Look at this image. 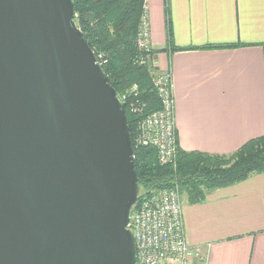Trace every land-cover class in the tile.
<instances>
[{"label":"water","instance_id":"water-1","mask_svg":"<svg viewBox=\"0 0 264 264\" xmlns=\"http://www.w3.org/2000/svg\"><path fill=\"white\" fill-rule=\"evenodd\" d=\"M124 105L72 0H0V264H135Z\"/></svg>","mask_w":264,"mask_h":264},{"label":"crops","instance_id":"crops-1","mask_svg":"<svg viewBox=\"0 0 264 264\" xmlns=\"http://www.w3.org/2000/svg\"><path fill=\"white\" fill-rule=\"evenodd\" d=\"M143 13L150 60L171 72L177 150L229 154L263 135L264 0H144ZM182 200L206 264H264V171Z\"/></svg>","mask_w":264,"mask_h":264},{"label":"trees","instance_id":"trees-1","mask_svg":"<svg viewBox=\"0 0 264 264\" xmlns=\"http://www.w3.org/2000/svg\"><path fill=\"white\" fill-rule=\"evenodd\" d=\"M72 1L74 20L89 47L94 53H107L108 60L101 69L116 95L136 84L139 103L143 104V113L137 114L129 107L132 96L121 102L137 174L138 198L133 207L157 189L175 185L188 203H200L211 190L264 171V134L229 154L178 149L175 166L159 163L157 151L151 146L135 148L139 120L143 114L161 107L147 64L136 61L139 51L135 38L144 0Z\"/></svg>","mask_w":264,"mask_h":264},{"label":"built area","instance_id":"built-area-1","mask_svg":"<svg viewBox=\"0 0 264 264\" xmlns=\"http://www.w3.org/2000/svg\"><path fill=\"white\" fill-rule=\"evenodd\" d=\"M135 42L139 51L136 61L148 64L151 48L145 13L140 17ZM94 56L100 67L108 60L104 51H97ZM154 70L156 73L152 74L151 80L161 107L143 114L138 122L134 147L151 146L157 151L159 163L175 166L178 150L171 72ZM137 89V85L132 84L123 97H117L123 102L128 96H132L133 99L130 97L129 102L131 111L142 114L143 104L139 103ZM182 201L175 185L159 188L141 199L135 207L132 206L127 228L134 240L135 264H206V256L199 248L190 246L185 239Z\"/></svg>","mask_w":264,"mask_h":264},{"label":"rangeland","instance_id":"rangeland-1","mask_svg":"<svg viewBox=\"0 0 264 264\" xmlns=\"http://www.w3.org/2000/svg\"><path fill=\"white\" fill-rule=\"evenodd\" d=\"M147 68L150 72V75L152 76L153 73H156V71L154 69H156V67L153 65V62L151 60H149L148 64H147ZM157 70V69H156ZM127 93V90L125 89L124 91H122L119 96L123 97L124 94ZM128 98V97H127ZM182 197H184V195H182Z\"/></svg>","mask_w":264,"mask_h":264}]
</instances>
